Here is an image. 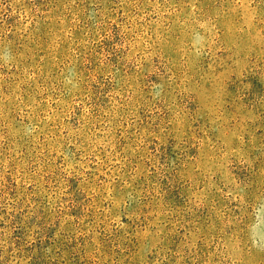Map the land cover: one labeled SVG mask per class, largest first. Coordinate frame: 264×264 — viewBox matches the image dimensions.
I'll list each match as a JSON object with an SVG mask.
<instances>
[{"label": "rangeland", "instance_id": "1", "mask_svg": "<svg viewBox=\"0 0 264 264\" xmlns=\"http://www.w3.org/2000/svg\"><path fill=\"white\" fill-rule=\"evenodd\" d=\"M0 264H264V0H0Z\"/></svg>", "mask_w": 264, "mask_h": 264}]
</instances>
